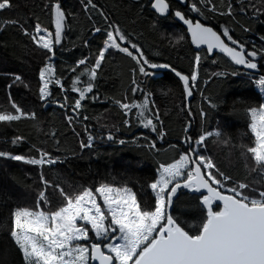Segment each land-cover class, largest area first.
Instances as JSON below:
<instances>
[{
	"label": "trees",
	"instance_id": "1",
	"mask_svg": "<svg viewBox=\"0 0 264 264\" xmlns=\"http://www.w3.org/2000/svg\"><path fill=\"white\" fill-rule=\"evenodd\" d=\"M93 2L108 16L109 22L119 26L141 47L150 61L167 63L189 76L193 95H186L183 82L171 69H149L153 75L144 77L133 72L137 68L134 60L118 50L109 49L97 70L93 93L88 94H99L100 100L83 101L80 118H74L70 126L67 117L74 115L71 109L79 97L78 92L71 91L72 81L85 67H94L95 59L105 47L108 25L95 10L85 13L80 0H11L10 8L0 10V111L14 112L11 107L14 102L23 112L35 113V119L0 122V151L39 158L36 149H42L59 159L54 165L39 166L0 158V264H23L22 255L9 235L10 214L16 207L35 208L38 192L44 187L40 182L41 172L53 186L60 185L69 195L86 188L95 192V188L104 183L126 186L137 194L141 204L153 209L155 197L149 184L158 178L159 164L174 162L180 154L186 153L187 137L196 140L207 131H220V137L206 139L201 153L210 156L232 182H254V186L264 190V175L250 171L255 166L251 155L248 154L247 159L241 155L246 152L242 146H254L249 128L250 109L264 104V93L256 83L264 75V0H211L210 3L188 0L186 8L168 0L171 14L166 17L151 8L153 0ZM57 3L66 14V28L61 44L54 47V58L49 61L50 54L25 35L23 29L34 33L39 23L41 28L54 34L52 8ZM193 3L200 12L191 11ZM229 4L232 15H221L220 12H227ZM176 10L182 11L187 18L212 26L222 35L223 29L228 28L238 44L234 46L224 37L234 47L243 44L248 51L255 47L261 55L262 72H246L221 54L210 57L205 50L195 51L186 30L174 19ZM94 26L102 31L96 33ZM180 36L184 39L177 44ZM117 42L129 46L118 39ZM197 54L201 57L198 67L195 66ZM83 58H87L86 64L72 72ZM46 63H51L55 78L60 79L61 84L50 85L52 95L47 101H41L39 71ZM194 71L197 81L192 87ZM16 75L23 83H14ZM133 78L151 94L149 107L153 114L159 112L162 124L155 119L153 122L165 133L163 139L139 124L133 115L137 109H132L125 117V110L114 103L116 99L124 103L142 102V92L132 93ZM86 79V76L81 77V84L77 86H85ZM65 96L68 106L61 108ZM202 112L205 115L202 116ZM84 115L89 119L83 120ZM126 118L130 126L123 124ZM109 132L114 135L111 141L107 139ZM89 134L94 137L93 147L81 149L80 141L87 142ZM15 137L23 140L14 145ZM121 139L125 140L123 145L119 143ZM153 141L156 148L150 147ZM50 192L56 197L50 199ZM46 195L51 202L41 204L44 210L50 213L62 205L63 198L58 190L49 189ZM172 215L185 230L193 232L192 226L200 223L203 215L199 196L181 192ZM89 236L95 240L94 233L90 232Z\"/></svg>",
	"mask_w": 264,
	"mask_h": 264
},
{
	"label": "snow or ice",
	"instance_id": "2",
	"mask_svg": "<svg viewBox=\"0 0 264 264\" xmlns=\"http://www.w3.org/2000/svg\"><path fill=\"white\" fill-rule=\"evenodd\" d=\"M80 2L85 13H89L90 9L98 12L108 25V29L105 30L107 35L105 47L95 59L94 67H85L72 81L71 91L78 92L79 97L75 99L71 109L74 115L67 117L70 126L74 118H80L83 101L100 100L99 94L91 96L88 94L93 93L97 70L101 68L109 49L118 50L134 60L137 68L133 69V72H138L144 77L153 75L149 69H171L183 82V91L186 95L188 97L193 95L189 76L183 75L167 63L150 61L137 43L132 42L119 26L109 22L108 16L93 0ZM201 2L210 3L211 0ZM11 6V0H0V10ZM151 8L163 17L169 11V4L166 0H154ZM212 10L216 11L215 8ZM191 11L200 12V9L193 3ZM52 12L55 17L54 34L41 28L39 23L36 24L34 33L23 29L25 35H29L41 49L50 54L47 56L49 61L54 58V47L61 44L62 34L66 28V14L59 3L54 5ZM220 14L232 15L231 4L228 5L227 12ZM175 17L187 25L192 43L198 48L206 46L208 53L219 49L231 57L236 65H243L250 70L257 69L258 64L254 60L258 50L255 47L246 52L244 45L240 44V50H237L236 47H229L211 27H206L199 21L193 23L180 11L175 12ZM88 19L91 20L92 16L89 15ZM94 31L99 33L102 29L94 26ZM223 36L227 37L232 45L238 44L226 27L223 29ZM117 39L126 42L130 47L121 46ZM183 39L184 37L180 36L176 43ZM87 43L85 40V46ZM200 59V55L197 54L196 67ZM86 62L87 58L80 59L71 71L76 72L77 68ZM54 73L51 63H46L39 71L41 84L38 91L41 101H47L52 95L50 85L61 84ZM84 76L87 77L83 81L85 86L78 87L77 85L81 84V77ZM191 81L192 87H195L197 81L195 71L191 74ZM15 82L23 83L19 75L14 77ZM256 83L264 93V75H261ZM132 84L133 95L137 91L144 94L142 102L124 103L116 99L114 103L121 110H125L123 111L125 117L132 109H137L133 115L139 124L156 132L158 138L163 139L165 133L153 122L155 119L162 124L159 112L153 114L149 107L151 94L145 92L135 78ZM67 100L65 96V103L60 104L61 108L68 106ZM11 107L14 112L0 111V122L11 123L22 118L35 119V113L23 112L14 102H11ZM188 111L190 112V109ZM250 113L249 128L254 137V146H242L246 148V152H242L241 155L247 159L250 154L255 165L250 171L264 175V104L259 108H251ZM201 115L205 114L202 112ZM82 118L85 121L89 119L87 115ZM123 124L130 126L129 119H124ZM119 130L117 127L116 131ZM185 132H188L187 127ZM213 136L220 137L221 132L207 131L196 140L187 137L185 142L189 148L186 153L180 154L174 162L159 164V176L149 184L155 197L153 209L141 204L137 194L126 186L114 187L104 183L95 188V193L92 189L86 188L78 194L69 195L60 185L53 186L41 172L40 182L44 187L38 192L35 208L16 207L10 214L9 235L22 255L23 264H91L94 261L98 264H264V190L254 186V182H232V178L222 172L210 156L201 153V149L205 148L206 139ZM107 139L113 140V133L109 132ZM22 140V137H15L12 143L15 145ZM93 141L94 137L89 134L87 142L80 141V148H92ZM119 143L123 145L125 140L121 139ZM150 147L156 148L155 141ZM36 151L39 158L13 155L5 151H0V158L39 166L54 165L59 159L52 157L45 150ZM49 189L58 190L63 198L62 205L50 213L41 207L42 203L45 205L50 203L48 195L51 193L46 195ZM181 189H187L193 194L199 193V207L203 210V215L200 223L192 226L193 232L185 230L171 214L174 198L179 199L178 191ZM96 193L102 198L103 209L97 202ZM90 232L94 233L95 242L89 236ZM83 241L88 243L84 244Z\"/></svg>",
	"mask_w": 264,
	"mask_h": 264
},
{
	"label": "water",
	"instance_id": "3",
	"mask_svg": "<svg viewBox=\"0 0 264 264\" xmlns=\"http://www.w3.org/2000/svg\"><path fill=\"white\" fill-rule=\"evenodd\" d=\"M173 1L178 2V3L181 4L183 7H187V6H188V0H173ZM153 2H154V0H153ZM166 3L169 4L168 0H166ZM153 10H154V9H153ZM154 11H155V10H154ZM176 11H180V10H176ZM176 11H174V13H173L174 19H175L179 24H181L182 27L186 30L187 35H188V37H189V39H190V43H191V45L193 46L194 50L197 51V52H201V51L205 50V51L207 52L206 46H201V47L198 48L195 44L192 43V40H191V33L188 32V30H187V25H185V24L183 23V21H180L178 17H175V12H176ZM180 12L185 16V14H184L182 11H180ZM157 14L160 15L159 13H157ZM170 14H171V7H170V4H169V11H168V13H166L163 17L169 16ZM160 16H161V15H160ZM185 18H186V19H190V20H192L193 23H196L197 21H199V22L202 23L204 26H206V27H211L214 31L217 32L218 35L221 36V39H222V40H223V41H224L229 47H234V46L230 45V44L227 42V40L225 39V37H224L219 31H217L215 28H213L212 26L207 25V24H204V23L201 22L200 20H193L192 18H187L186 16H185ZM236 48H237V47H236ZM237 50H240V49L237 48ZM245 51L247 52L248 50L245 48ZM207 53H208V52H207ZM216 54H221V55L225 56V57L228 58V59H229L234 65H236V64L234 63V61L231 60V57L227 56L226 53H222L219 49H214L212 53H208V55H209L210 57H213V56L216 55ZM254 62H256V63L258 64L257 69H251V70H250V69H247V68H246L245 66H243V65H236V66L239 67L240 69L245 70L246 72H249V73H252V74H260L262 71H261V65H260V63H259V55H257V57L255 58ZM183 191H186V192H189V193L193 194L192 192H190V191L187 190V189H181V190L178 191V197H179L180 193L183 192ZM193 195H197V196H199V193H196V194H193ZM175 200H176V199L174 198V203H175ZM172 212H173V210H171V214H172ZM93 241L95 242V240H93ZM91 264H98V262H95V261H94V262H91Z\"/></svg>",
	"mask_w": 264,
	"mask_h": 264
},
{
	"label": "rangeland",
	"instance_id": "4",
	"mask_svg": "<svg viewBox=\"0 0 264 264\" xmlns=\"http://www.w3.org/2000/svg\"><path fill=\"white\" fill-rule=\"evenodd\" d=\"M51 194L49 195L50 196V199L51 198H54V197H56V196H54V193L53 192H50ZM95 193V192H94ZM96 197H97V202L98 203H100L101 204V207H102V209H103V201H102V198L99 196V194L98 193H96ZM49 199V200H50ZM51 202V201H50ZM55 206H56V204H55ZM59 207H56L55 209L57 210Z\"/></svg>",
	"mask_w": 264,
	"mask_h": 264
},
{
	"label": "flooded vegetation",
	"instance_id": "5",
	"mask_svg": "<svg viewBox=\"0 0 264 264\" xmlns=\"http://www.w3.org/2000/svg\"><path fill=\"white\" fill-rule=\"evenodd\" d=\"M173 1V0H172ZM178 3V2H177ZM181 5V4H180ZM181 7H183L182 5H181ZM183 8H186V7H183ZM261 55H259V63H260V65H261Z\"/></svg>",
	"mask_w": 264,
	"mask_h": 264
}]
</instances>
